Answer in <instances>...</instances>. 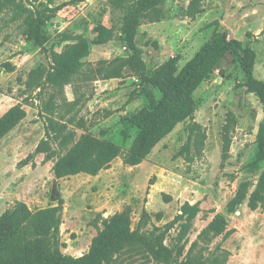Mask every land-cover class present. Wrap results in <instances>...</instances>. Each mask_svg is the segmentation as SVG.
I'll use <instances>...</instances> for the list:
<instances>
[{
  "label": "rangeland",
  "instance_id": "obj_1",
  "mask_svg": "<svg viewBox=\"0 0 264 264\" xmlns=\"http://www.w3.org/2000/svg\"><path fill=\"white\" fill-rule=\"evenodd\" d=\"M139 8L137 0L124 8L114 0H0V119L12 108L24 113L0 140V218L12 211L0 233L20 223L17 201L33 212L61 205V250L81 257L104 220L117 213L129 211L135 230L146 210L151 220L143 231H151L170 223L185 202L201 201L186 237H177V224L162 241L176 259L184 260L196 241L193 257L212 262L229 250L227 264H264V194L256 193L264 172L258 137L264 104L249 88L235 51L225 48L214 65L211 58L197 66L176 97L145 79L171 60L181 73L218 32L237 44L254 78L264 82V0H160ZM138 13L129 45L125 18ZM164 103L169 113L163 118L157 107ZM230 112L237 122L227 130ZM183 117L140 164L124 162ZM193 121L206 137L196 143L193 136L189 163ZM43 139L49 158L37 150ZM100 144L108 148L100 158L112 148L120 153L108 168L57 177L56 169L79 165ZM108 169L101 177L107 185L92 180ZM217 214L226 220L220 226L235 232L204 237ZM103 264L176 262L155 259L142 244H115Z\"/></svg>",
  "mask_w": 264,
  "mask_h": 264
},
{
  "label": "trees",
  "instance_id": "obj_2",
  "mask_svg": "<svg viewBox=\"0 0 264 264\" xmlns=\"http://www.w3.org/2000/svg\"><path fill=\"white\" fill-rule=\"evenodd\" d=\"M128 0H114V4L120 8H124ZM140 8H148L151 3L158 2L160 0H137ZM142 13L130 14L125 18V30L124 41L129 45H133V38L135 35V27L137 21H140ZM139 18V20H138ZM231 48L235 51L237 61L244 69L248 77L249 88L256 92L261 101L264 104V82L258 81L253 75V66L247 62L246 59L240 55L237 44L227 41L226 37L221 33H215L212 38L203 46L196 57L188 64V66L177 74V69H174L175 61L171 60L168 64H165L162 69L155 74L146 77V82L153 86H158L165 90L169 97H176L180 92V88L184 82L191 78L197 66H201L203 62L209 59H213V65L218 62L223 54V49ZM121 73L112 75L108 78L121 77ZM18 108H12L7 114L0 119V140L12 130L20 121V118L24 116L18 115ZM157 112H160L164 118L169 113L168 104H160L157 107ZM185 117L173 120V125L165 130L163 133L157 135L152 139L148 148L142 155L128 160L124 159L126 164L137 165L140 164L149 154V151L155 146L161 138L171 132L175 125L182 121ZM237 119L233 112L229 113L228 125L225 126L227 130L236 125ZM63 125L58 124V128ZM149 129L152 125L148 126ZM148 127L146 130H148ZM202 125L196 121L191 124L190 135L186 144V160L191 163L194 160L192 155L193 136L196 135V143L203 141L206 137L204 132H201ZM58 130V129H57ZM55 128L53 132H57ZM197 132V133H196ZM258 137L264 140V121L261 124ZM47 140L43 139L37 147V150L46 152V158L51 157L50 151L45 149ZM229 142V141H228ZM103 144L96 149V152L88 154L79 165L73 168H65L63 170L56 169L57 177H64L69 175L79 174L81 172H87L95 175L100 170L106 169L110 166L113 159L120 156L117 149L112 148L111 154L106 158H100L98 152L107 150ZM93 164V165H91ZM155 179L150 181V184H154ZM257 194H264V172L262 173L259 181V185L256 190ZM166 202L172 200V197L167 194H163ZM18 207H21L18 210ZM15 210H18L21 217L20 223L17 227L11 229L8 228L3 233H0V264H103L106 255L111 251L115 244H142L157 260H167L176 262V264H207L211 262V259H205L203 255L200 257H193V251L197 247V242L192 243L191 249L187 253L184 260L178 261L174 255V250L162 243L165 235L168 231L173 229L175 225H179L178 238L184 239L186 234L192 228L193 222L196 220L201 209V201L196 203L185 202L181 207V212L175 216V218L165 225L164 227H157L153 225L154 230L143 231V226L151 220L149 213L145 210L140 220L139 226L132 230L130 226L129 211L123 213H117L110 219H105L103 222L104 228L99 230L98 235L94 238L90 251L81 257H73L62 252L61 247L65 246L61 242V225L63 224V207H49L38 209L36 211H30L20 201L16 202L14 206ZM256 208V206H252ZM12 211L8 210L1 218L0 225L5 223L7 217L11 215ZM225 217L221 214H217L215 219L209 223L207 228L203 231L204 237L208 235L219 236L224 234V238H228L234 230H228L224 225L220 226V222H225ZM46 242L43 247L36 252H33V248L37 243ZM184 247L179 248L178 254H181ZM232 253L229 250H223L221 256L215 257L209 264H227V259Z\"/></svg>",
  "mask_w": 264,
  "mask_h": 264
},
{
  "label": "crops",
  "instance_id": "obj_3",
  "mask_svg": "<svg viewBox=\"0 0 264 264\" xmlns=\"http://www.w3.org/2000/svg\"><path fill=\"white\" fill-rule=\"evenodd\" d=\"M139 166V165H138ZM113 169V168H112ZM111 171V169H108V170H105L104 172H101L100 174H98V175H96V176H92V180H94V182L96 181V180H98V184H102L103 186L104 185H107V183L106 182H104L103 180H102V176L104 175V174H107V172H110ZM154 171L157 173V174H159V172L157 171V169H154ZM152 190V189H151ZM145 208H149V205H147V203H146V205H145Z\"/></svg>",
  "mask_w": 264,
  "mask_h": 264
}]
</instances>
